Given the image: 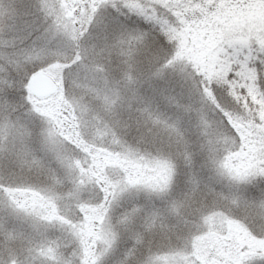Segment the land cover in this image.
<instances>
[{
    "label": "rangeland",
    "instance_id": "1",
    "mask_svg": "<svg viewBox=\"0 0 264 264\" xmlns=\"http://www.w3.org/2000/svg\"><path fill=\"white\" fill-rule=\"evenodd\" d=\"M220 1L182 26L168 0H0V264H117L120 248L129 264L264 254V0ZM42 65L58 90L37 98ZM131 105L165 132L133 124ZM126 200L145 219L122 232L112 208Z\"/></svg>",
    "mask_w": 264,
    "mask_h": 264
},
{
    "label": "trees",
    "instance_id": "2",
    "mask_svg": "<svg viewBox=\"0 0 264 264\" xmlns=\"http://www.w3.org/2000/svg\"><path fill=\"white\" fill-rule=\"evenodd\" d=\"M169 1V6L172 8V11H171V13H173V14H175L176 15V17H177V20H182V21H180L181 22V25L183 26V24H185V23H187L188 21H186V18H188L189 17V15H190V11H192V9L196 6V5H201V0H200V2L199 3H193V0H168ZM211 2L216 6L217 4L218 5H220V0H211ZM203 5L204 4H207V6H208V3H202ZM189 5H191V6H189ZM216 7H214L213 9H215ZM106 25L107 24H109L110 22H109V18L106 20ZM154 27V26H153ZM184 27H186L185 25H184ZM222 29V28H221ZM146 31H147V35L145 36L146 38H147V40L149 41V42H154L155 44H157L158 46L159 45H161L162 47L164 46V45H166L167 46V44L163 41V40H161V36H163V35H161L160 34V32L157 30V28L155 27V28H152V27H148V28H146ZM155 34V36H153ZM156 34H158L159 35V37L160 38H156ZM154 37V38H153ZM168 47V46H167ZM150 70V69H149ZM141 71L142 72H145L142 68H141ZM152 70H150V72H151ZM37 73H39V72H37ZM199 78H202V76H201V74H199ZM151 79H153V78H151ZM203 79V78H202ZM201 83V82H200ZM202 84V83H201ZM150 87L151 86H148L147 87V99H148V103L149 102H151V101H153V99H155L156 100V102H159V103H163V99H162V97L163 96H165V95H160V94H156V95H151V89H150ZM158 87V85H155L154 84V88H157ZM157 92H158V90H156ZM220 92H218V94H219ZM166 97V96H165ZM206 98H208L209 99V101H210V99H213V98H211V96H209V95H207L206 96ZM220 98V97H219ZM214 100V99H213ZM215 106H217L218 108H219V110H220V106L218 105V103L215 105ZM166 108L168 107V106H165ZM130 111H131V114H132V118H133V124H135V123H139V124H142L143 123V120L145 121V123L144 124H142V125H144L145 127H142L141 128V130H143V128H145V130L147 131V133H149V134H151L153 131H154V129H152V128H157V130H160V131H162V132H165V130L167 129L163 124L162 125H159L158 124V122L149 114V112L148 111H146L144 108H138V106H135V105H131V107H130ZM161 112H163L162 110H160ZM142 117V118H141ZM136 127H138V126H136ZM183 126H181V128H182ZM172 128H174V127H172ZM172 128H170V131H172V132H169V133H167L165 136H164V138H161V142H166V140L167 139H169V141H167L168 143H170V141L172 142V144L171 145H173L174 143H176V142H178L182 137H181V134L182 135H184L181 131L183 130V128L181 129V128H179V131L178 132H180L181 134H178V133H176L175 134V132H173V130H172ZM133 130V128H131V131ZM130 135V134H129ZM131 136H132V138H134V140H135V138H136V136L133 134V132L131 133ZM127 137V136H126ZM180 138V139H179ZM149 141H150V137H148L147 138ZM167 143V144H168ZM168 152H170L169 154H170V157L173 155V150H169ZM181 153H182V151H181ZM181 153H180V155H181ZM176 155V154H175ZM177 156V155H176ZM175 156V157H176ZM174 156H173V158H175ZM179 158H181V157H179ZM182 159V158H181ZM183 160V159H182ZM177 163H178V161H177ZM185 164V160H184V162L182 163V164H179V166H180V168L178 169L179 170V172H180V174H182V172H184L185 173V171H186V169H184V165ZM184 165V166H183ZM186 168V167H185ZM177 173H178V171H177ZM131 202V201H130ZM109 203L110 202H108V206H109ZM127 203H128V200H126V201H124L122 204H121V207H120V209H117L116 210V208H112L113 209V212L115 211V212H117V215L115 216V222H118V221H120V223H119V229H120V231H122V232H124L125 230H127V228H125V227H123V226H127L126 224L127 223H129L130 221H132V219H133V217H141L143 220L145 219V217H143V215L141 214V212L139 211V209H136V208H133V209H131V206H132V204H133V202H131V204H129V205H127ZM153 204L154 205H156V203H154L153 202ZM142 205V204H141ZM108 206H107V210H109L110 208H108ZM150 207H152V206H147V205H145V203H144V205L142 206V208H143V210H144V212H147V211H149L151 208ZM111 209V210H112ZM111 213V215H113L114 213ZM107 216H108V214H107ZM127 220V222H122V220ZM83 220L85 221V218H83ZM183 220H185V217H184V219ZM86 223H87V225H88V227H87V229H89V231H90V227H89V223L87 222V221H85ZM84 225V224H83ZM144 225H146V224H144ZM121 227V228H120ZM251 227V226H250ZM148 228V227H147ZM251 229H254V228H252L251 227ZM148 230H150V234L151 235H149L148 237H152V236H154V234L152 233V229H147V230H145V231H143L142 232V230H139V229H137V231L135 232L137 235H138V238H140L142 235L144 236L145 234H146V232L148 231ZM170 235V232L169 233H166L165 234V237H164V240H166V239H169V236ZM91 233L90 234H88V232L87 233H84L83 234V240L85 239V240H90L91 239ZM140 241L142 242V238L140 239ZM130 243H132L133 245H134V247H136L137 249H138V251L136 250V252H138L139 254H140V256H137V257H134V250H133V255L130 257V260L133 258L134 260H136V259H139V261L141 260V258L144 256V254H145V250H144V247H143V245L141 244V243H139V242H137V243H135L134 241H132V239H131V241H130ZM137 245H135V244ZM233 245V244H232ZM141 247H143V248H141ZM230 247H232L231 246V244H230ZM141 248V249H140ZM137 253V254H138ZM117 255H115L116 256V258H118V260H117V264H129V261L127 262V261H125V260H123V256H124V253H123V249L122 248H120V249H118V251H117V253H116ZM109 260H110V258H109Z\"/></svg>",
    "mask_w": 264,
    "mask_h": 264
},
{
    "label": "water",
    "instance_id": "3",
    "mask_svg": "<svg viewBox=\"0 0 264 264\" xmlns=\"http://www.w3.org/2000/svg\"><path fill=\"white\" fill-rule=\"evenodd\" d=\"M57 90L55 82L46 74L35 75L30 82V91L37 97H48Z\"/></svg>",
    "mask_w": 264,
    "mask_h": 264
},
{
    "label": "snow or ice",
    "instance_id": "4",
    "mask_svg": "<svg viewBox=\"0 0 264 264\" xmlns=\"http://www.w3.org/2000/svg\"><path fill=\"white\" fill-rule=\"evenodd\" d=\"M199 2L200 0H193V3H199ZM200 6L203 7L204 5L201 3ZM42 67L43 65L35 69L33 74H35V71H40ZM256 67H257V78L259 82L261 80H264V57H262L259 61L256 62ZM240 264H264V254H260V253H257L255 255L250 253L246 254L240 260Z\"/></svg>",
    "mask_w": 264,
    "mask_h": 264
}]
</instances>
